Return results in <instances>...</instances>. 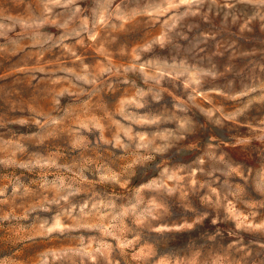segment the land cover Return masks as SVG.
<instances>
[{
	"label": "clouds",
	"instance_id": "obj_1",
	"mask_svg": "<svg viewBox=\"0 0 264 264\" xmlns=\"http://www.w3.org/2000/svg\"><path fill=\"white\" fill-rule=\"evenodd\" d=\"M0 264H264V0H0Z\"/></svg>",
	"mask_w": 264,
	"mask_h": 264
}]
</instances>
